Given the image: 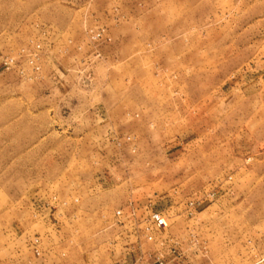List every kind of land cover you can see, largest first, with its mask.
Listing matches in <instances>:
<instances>
[{"label": "rangeland", "instance_id": "1", "mask_svg": "<svg viewBox=\"0 0 264 264\" xmlns=\"http://www.w3.org/2000/svg\"><path fill=\"white\" fill-rule=\"evenodd\" d=\"M130 252L264 264V0H0V264Z\"/></svg>", "mask_w": 264, "mask_h": 264}, {"label": "built area", "instance_id": "2", "mask_svg": "<svg viewBox=\"0 0 264 264\" xmlns=\"http://www.w3.org/2000/svg\"><path fill=\"white\" fill-rule=\"evenodd\" d=\"M115 214L117 216H120L121 211L117 210L115 212ZM160 220H161V216L156 211H152L151 213H149L147 218L144 219V231H145V235H146L148 240L152 239V235L150 233V230H152L153 226L158 224L160 222ZM35 251H36V249H35ZM148 258L150 259V261L145 263V264H165L166 263L165 259L161 256H158V255H154L153 257H148ZM139 259L141 260V257H139L138 260H136V262H139Z\"/></svg>", "mask_w": 264, "mask_h": 264}, {"label": "crops", "instance_id": "3", "mask_svg": "<svg viewBox=\"0 0 264 264\" xmlns=\"http://www.w3.org/2000/svg\"><path fill=\"white\" fill-rule=\"evenodd\" d=\"M128 231H129V229H128ZM156 246H158L157 244L155 245H153L148 251H150V250H152V251H150V252H154V253H156V249H157V247ZM156 248V249H155ZM147 251V252H148ZM46 255V254H45ZM49 257V256H48ZM124 257H125V260L124 261H119V264H128L129 262L131 263L132 261H134V257H135V255L132 253V252H130L129 254H128V256L126 257V253L124 254ZM126 261H128V262H126ZM135 262V261H134ZM133 262V263H134ZM41 264H63V263H60L59 261H49V260H47L46 259V257H44V258H41ZM136 264V263H135Z\"/></svg>", "mask_w": 264, "mask_h": 264}]
</instances>
